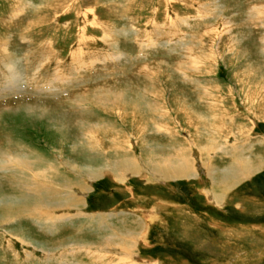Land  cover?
Here are the masks:
<instances>
[{"label":"rangeland","instance_id":"1","mask_svg":"<svg viewBox=\"0 0 264 264\" xmlns=\"http://www.w3.org/2000/svg\"><path fill=\"white\" fill-rule=\"evenodd\" d=\"M0 150V264H264V0H0Z\"/></svg>","mask_w":264,"mask_h":264},{"label":"bare ground","instance_id":"2","mask_svg":"<svg viewBox=\"0 0 264 264\" xmlns=\"http://www.w3.org/2000/svg\"><path fill=\"white\" fill-rule=\"evenodd\" d=\"M54 7V6H53ZM56 8V7H55ZM4 47V46H3ZM82 50V49H81ZM88 52V51H87ZM78 53V52H77ZM75 58V57H74ZM10 69H12V68H10ZM172 83V82H171ZM255 95H257V93H255ZM248 96H250L249 94H248ZM246 97V96H245ZM247 99V98H246ZM250 101V100H249ZM254 103V102H253ZM254 106V105H253ZM29 107V106H28ZM5 109V108H4ZM6 110V109H5ZM34 110V109H33ZM192 110L194 111V116L196 115V114H198L194 109H193V106H191V109L189 108V109H183L182 110V112L184 113V115L185 116H187L188 118H190V120L191 119H193V113H192ZM31 111V110H30ZM215 112V111H214ZM207 114V113H206ZM217 115V114H216ZM199 116H197V118H198ZM208 120H210V119H208ZM189 121V120H188ZM187 121V122H188ZM196 121V120H195ZM62 123V122H61ZM215 124V123H214ZM210 125V124H209ZM82 128V127H81ZM209 128V127H208ZM213 129H214V127H213ZM216 130V129H215ZM8 144H9V142H8ZM249 145H250V143H249ZM204 147V146H203ZM9 149V148H8ZM1 151V150H0ZM12 151V150H11ZM15 152V151H14ZM242 152H243V150H242ZM2 153V152H1ZM1 153H0V155H1ZM241 152H240V150H236V152L234 153L236 156L238 155V154H240ZM4 154V153H3ZM15 154V153H14ZM19 154V153H18ZM258 154V153H257ZM10 155H11V153H10ZM17 155V154H16ZM19 155H21V154H19ZM5 156V155H4ZM23 156V155H22ZM181 156V155H180ZM164 157V156H163ZM254 157V156H253ZM237 158H239V159H237ZM39 161V160H38ZM162 163V162H161ZM119 164H120V167H118V169H117V171L119 172V174L117 175V176H119V178L120 179H122L123 178V176H125V175H123V174H125V172H130V169H129V167H130V165H131V167H132V162H131V160H127V158L126 159H121V161L119 162ZM157 164V163H156ZM165 165H164V167L163 168H159L158 166V168L155 170L156 171V174H159V175H162V173H165L166 171L168 172V171H174L175 172V174L174 175H171V176H169V177H179V176H185V175H187L189 172H191L190 170H191V168H190V165L187 163V162H185V161H183V160H180L179 162H178V164L177 165H175V166H171V164H169L170 166H168V165H166L167 163H164ZM17 165H21V166H25V167H29V168H31L32 170H31V172L33 173V175H37L38 176V174H40L41 173V171L42 170H37V172L36 171H34L33 169H35V168H39V165L37 166L36 165V162L34 161V160H24V158L22 159V157L21 158H19V157H12V156H7V157H2V158H0V168L1 167H8L9 168V166H17ZM89 165V164H88ZM262 164H260V165H257V164H253L251 161H250V159L248 158V156L247 157H241V156H237L236 157V162H234V164H232V165H230L226 170H224L223 171V174H222V178H224V182H228V181H230V180H235L236 181V183H239V182H241L242 180H244V179H247V178H250V176L253 174V172H255L260 166H261ZM75 166V165H74ZM98 166V165H97ZM20 167V166H19ZM89 167H91V166H89ZM93 167V166H92ZM113 167V166H112ZM116 167V166H115ZM135 167H136V165H135ZM262 167H263V165H262ZM2 168V169H3ZM74 168H76V167H74ZM108 168V167H107ZM84 169H85V166H84ZM114 169V168H113ZM171 169V170H170ZM27 170V169H26ZM81 170V169H80ZM83 170V169H82ZM87 170V169H86ZM88 171H89V174L91 175V177L92 176H95V175H97V174H100V172H101V170H100V168L98 167V168H88ZM213 171V170H212ZM208 173V172H207ZM131 174V173H130ZM134 174V173H133ZM23 175V174H22ZM42 175V174H41ZM101 175V174H100ZM99 175V176H100ZM98 176V175H97ZM122 176V177H121ZM42 177H43V175H42ZM119 180V179H118ZM63 184V183H62ZM65 185V184H64ZM70 186V185H69ZM22 187V186H21ZM23 188V187H22ZM56 188V187H55ZM45 189V188H44ZM67 189V188H66ZM222 190L220 191V192H218V193H215L214 191H212L211 192V194H212V196L213 197H211V201L212 202H214V203H216L217 205H218V203H217V201L218 202H220L221 201V199L223 198L222 196L224 195V194H226V192L227 191H225L226 189L225 188H221ZM38 190V189H37ZM72 190V189H71ZM20 191H25V190H23V189H21ZM36 190H34V192H35ZM40 191V190H39ZM41 192V191H40ZM48 192V191H47ZM67 192V191H66ZM28 193L29 194H33L32 192H31V190L30 191H28ZM38 193V192H37ZM68 193V192H67ZM6 194V193H5ZM51 194V193H50ZM57 194V193H56ZM63 194V193H62ZM25 196V195H24ZM53 196V195H52ZM28 197V196H27ZM26 197V198H27ZM30 199H32V198H34L35 199V196H32V197H29ZM18 199V198H17ZM68 199L71 201V202H74V203H76V202H78L79 200V197H77L75 194L74 195H71V197L69 196L68 197ZM38 200H39V198H38ZM63 200H64V198H63ZM3 201V200H2ZM36 201V200H35ZM19 202V201H18ZM17 202V203H18ZM22 202V201H21ZM20 203V202H19ZM19 203H18V205H19ZM68 203H70V202H68ZM21 204V203H20ZM23 204H24V201H23ZM220 204V203H219ZM54 206V205H53ZM61 207H63V206H61ZM31 208V207H30ZM10 210V209H9ZM11 214V213H10ZM10 214L9 213H6V215H8V216H10ZM14 214V213H13ZM12 215V214H11ZM33 218V217H32ZM52 219V218H51ZM50 220V219H49ZM50 226V225H49ZM129 234V233H128ZM132 234V233H131ZM114 235V234H113ZM118 236V237H117ZM117 236H115V237H112L113 238V240L114 239H118V238H120V240H121V243H120V245H122L123 243V241H122V239H121V237L117 234ZM129 237L131 236V235H128ZM103 237V236H102ZM127 237V236H126ZM132 237V236H131ZM112 238H110L109 240L111 241V239ZM135 238V237H134ZM28 240V239H27ZM130 243V242H129ZM132 243V242H131ZM126 244V243H125ZM127 245V244H126ZM129 245V244H128ZM125 246V245H124ZM126 247V246H125ZM130 247H131V245H130ZM46 248V247H45ZM127 249H128V247H127ZM129 250V249H128ZM16 253V252H15ZM127 254V253H126ZM128 254H129V252H128ZM126 260V259H125Z\"/></svg>","mask_w":264,"mask_h":264}]
</instances>
